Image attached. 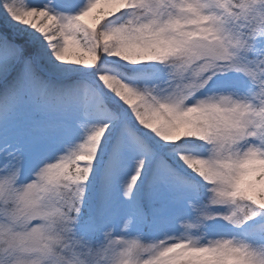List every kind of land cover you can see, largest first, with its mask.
<instances>
[{"label":"snow or ice","instance_id":"snow-or-ice-1","mask_svg":"<svg viewBox=\"0 0 264 264\" xmlns=\"http://www.w3.org/2000/svg\"><path fill=\"white\" fill-rule=\"evenodd\" d=\"M0 264H264V0H0Z\"/></svg>","mask_w":264,"mask_h":264}]
</instances>
